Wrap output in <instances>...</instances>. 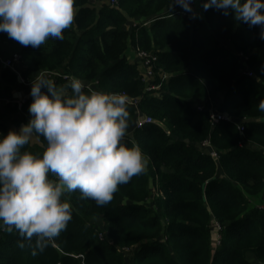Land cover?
Segmentation results:
<instances>
[{
    "label": "trees",
    "instance_id": "trees-1",
    "mask_svg": "<svg viewBox=\"0 0 264 264\" xmlns=\"http://www.w3.org/2000/svg\"><path fill=\"white\" fill-rule=\"evenodd\" d=\"M190 4L195 15L175 13L170 0H74L63 39L32 47L0 32L30 62L18 70L25 80L53 70L136 100L125 142L150 158L104 205L65 193L72 219L36 255L15 229H0V264H264V39L258 25ZM131 46L155 56L151 75L126 54ZM20 85L15 70L0 68L1 133L31 115L32 96L20 106L13 97ZM213 110L231 120L213 121ZM140 115L153 120L137 127ZM42 142L34 136L23 147L42 152Z\"/></svg>",
    "mask_w": 264,
    "mask_h": 264
},
{
    "label": "clouds",
    "instance_id": "clouds-1",
    "mask_svg": "<svg viewBox=\"0 0 264 264\" xmlns=\"http://www.w3.org/2000/svg\"><path fill=\"white\" fill-rule=\"evenodd\" d=\"M177 4L195 15L189 0H170L169 9ZM202 7L258 25L264 39V0H203ZM74 17V0H0V32L24 46L63 39ZM30 95L27 122L0 133V229H15L24 238L19 246L27 242L36 255L72 219L65 193L79 190L82 199L104 205L120 184L146 171L150 158L139 144L125 142L130 115L126 92L97 90L75 76L58 87L39 71L31 79ZM257 107L264 111V98ZM34 136L46 142L42 152L24 149Z\"/></svg>",
    "mask_w": 264,
    "mask_h": 264
},
{
    "label": "built area",
    "instance_id": "built-area-1",
    "mask_svg": "<svg viewBox=\"0 0 264 264\" xmlns=\"http://www.w3.org/2000/svg\"><path fill=\"white\" fill-rule=\"evenodd\" d=\"M116 0H109L110 3L114 4ZM193 0H189V3H192ZM175 13H182V14H185V10L181 7H175ZM170 14H173V12H171ZM151 21V20H150ZM149 21L147 22H143L142 24H146L148 23ZM136 52H137V55L140 59H143V62H144V65L146 67V75H151L152 74V69L150 67V62L151 60H154L155 59V56L152 54V53H149L145 50H142V49H139L136 47ZM243 57V55H241ZM21 53L18 50H14L12 51L9 55L5 56L1 62H0V65L2 67H8L12 70H15L18 75L21 77V83L25 84V85H29L31 86V80L28 81V80H25L21 75L20 73L18 72V66L17 64H19V62L21 61ZM42 71H45L48 76L51 78V79H54L56 76L58 77H62V78H67V79H70L71 77L68 76L67 74H64L62 72H58V71H53V70H42ZM162 79H167L169 77V75L167 73H162ZM85 85H91L90 83L88 82H84ZM160 84L158 85H155L156 87H158ZM27 96H31L30 95V92L28 93ZM21 97L17 100L18 102V105L20 106L21 103H23L25 101V98L27 97ZM1 100V99H0ZM129 102L133 103V104H136V100H132L131 98H129ZM210 117L213 121H217V120H221V119H225V120H231V117L224 113V112H217L215 110L211 111L210 112ZM153 118L151 116H148V115H140L138 116L137 120H136V126L139 127V126H142L144 123H147V122H150L152 121ZM238 128L240 131L243 130V124H238ZM0 133H1V130H0ZM201 145L204 146V147H207L209 148L210 150V153L212 156L214 157H217V153L216 151L211 147V144L209 142V139H205L201 142Z\"/></svg>",
    "mask_w": 264,
    "mask_h": 264
},
{
    "label": "crops",
    "instance_id": "crops-1",
    "mask_svg": "<svg viewBox=\"0 0 264 264\" xmlns=\"http://www.w3.org/2000/svg\"><path fill=\"white\" fill-rule=\"evenodd\" d=\"M176 6H180V5L177 4ZM194 7H195V11H196V7H197L196 3H194ZM133 23H135V20ZM18 49H19V46H12L9 43H7L6 41H1L0 42V62L5 56L9 55L12 51L18 50ZM129 49H131V47ZM126 54L129 56L130 59L134 58V56L131 55L130 50L129 51L127 50ZM137 59H140V58L138 57ZM18 65H19V68H22V69H26V68L31 66V64L28 60L20 61L19 64H17V66ZM1 67L2 66L0 65V68ZM142 67L145 68L144 65H142ZM27 80L30 81V78ZM30 88H31V86L25 85V84L18 86L16 88V90H14V92H13V97L17 98V100H18L21 97L27 96L28 93L30 92ZM14 94H16V96H14ZM3 100L7 101L8 98H5Z\"/></svg>",
    "mask_w": 264,
    "mask_h": 264
},
{
    "label": "rangeland",
    "instance_id": "rangeland-1",
    "mask_svg": "<svg viewBox=\"0 0 264 264\" xmlns=\"http://www.w3.org/2000/svg\"><path fill=\"white\" fill-rule=\"evenodd\" d=\"M196 11L198 12V13H201L202 12V8H201V5H197V7H196ZM130 50V52H131V55L132 56H134V58L135 59H137L138 57V55H137V52H136V50L131 46V49H128V51ZM129 53V52H128ZM134 58H131V59H134ZM18 70H20V68H19V65H18ZM21 75V74H20ZM22 76V75H21ZM23 77V76H22ZM27 80V79H26ZM31 80V79H30ZM153 191H155L154 190V187H153Z\"/></svg>",
    "mask_w": 264,
    "mask_h": 264
},
{
    "label": "water",
    "instance_id": "water-1",
    "mask_svg": "<svg viewBox=\"0 0 264 264\" xmlns=\"http://www.w3.org/2000/svg\"><path fill=\"white\" fill-rule=\"evenodd\" d=\"M18 81L21 82V77L18 75ZM16 96V94H14Z\"/></svg>",
    "mask_w": 264,
    "mask_h": 264
}]
</instances>
